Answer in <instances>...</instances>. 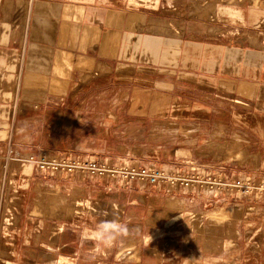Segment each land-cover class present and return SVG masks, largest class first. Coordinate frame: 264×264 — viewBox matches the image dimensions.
<instances>
[{
    "label": "rangeland",
    "instance_id": "obj_1",
    "mask_svg": "<svg viewBox=\"0 0 264 264\" xmlns=\"http://www.w3.org/2000/svg\"><path fill=\"white\" fill-rule=\"evenodd\" d=\"M38 1L0 0V264H264V198L126 182L121 174H46L20 159L55 156L117 170L212 172L261 183L264 108L258 101L264 90L238 92L232 79L202 78L194 73L202 67L180 59L189 47L193 53L203 43L224 42L231 45L227 58L236 62L238 41L264 39V0H115L136 16L123 55L131 62L76 71L74 92L46 100L25 92L28 11ZM152 39L157 43L150 46ZM83 179L107 188L101 187L108 194L102 203L84 199ZM138 184L152 189L153 201L136 226L123 204ZM108 199L118 205L108 206ZM86 211L134 225L110 248L93 237L62 253L59 225L46 243L41 227L48 221ZM25 234L37 240L35 252L25 251ZM76 236L70 232L69 240Z\"/></svg>",
    "mask_w": 264,
    "mask_h": 264
},
{
    "label": "crops",
    "instance_id": "obj_2",
    "mask_svg": "<svg viewBox=\"0 0 264 264\" xmlns=\"http://www.w3.org/2000/svg\"><path fill=\"white\" fill-rule=\"evenodd\" d=\"M28 13L24 79L27 89L25 92L30 95H45L46 100L51 95L72 93L74 91L70 90V79L74 72H86L104 62L113 67L121 66L126 61L131 62V58L123 55L127 47V39L132 36L131 25L136 16L134 11L126 6L118 8L115 0H41L36 2ZM253 23L249 22L248 28ZM259 30V36H264V28ZM156 40L152 39L150 46L157 43ZM170 44L178 46L179 42L171 41ZM203 44L205 48L200 52L192 53L190 51L192 48L189 47L187 50L189 54L184 53L185 57L180 59L191 62L194 65L192 69L203 68L201 71L194 70V73L202 78H215L220 74L221 77L232 79L229 81L233 82L238 92L240 90L254 92L253 94H256L257 90L260 93L263 92L264 39L259 45H253L250 41H238L234 47L238 51L236 62L227 58V51L231 45L228 46L224 42L220 45ZM160 60L158 58V61ZM230 66L236 71L228 72ZM259 98L258 103L264 108V97ZM100 184L97 181L85 179L79 183L84 199L88 198L87 202L99 205L102 203V196L108 195L101 191L104 185L100 186ZM137 186L128 188L131 196L123 207L125 206L127 211H132L127 221H133L136 226H139V223L144 222L142 213L150 207L153 195L152 189L146 185L138 184ZM103 189L107 188L104 186ZM162 199L165 198H161L162 204H166L167 199ZM107 204L108 206L118 205L110 199ZM37 220L30 219L36 222ZM101 220V216L96 212L86 211L70 219L64 213L61 221L40 219V222H49L47 226L41 227V231L46 232L44 237L47 244H49L53 226L59 225L62 228L59 233L61 242L57 250L60 249L63 253L64 249L76 246L80 248L85 239L93 238V229ZM133 225L130 224L129 229H132ZM70 232L77 234L76 240H69ZM16 234L18 242H14L15 245H13L15 252H17L16 248L20 247L22 239L20 230ZM34 238H37V235ZM23 239L25 251L35 252L37 240L33 239L31 234H25ZM51 247L54 246L51 245ZM18 252L21 253V250L19 249Z\"/></svg>",
    "mask_w": 264,
    "mask_h": 264
},
{
    "label": "built area",
    "instance_id": "obj_3",
    "mask_svg": "<svg viewBox=\"0 0 264 264\" xmlns=\"http://www.w3.org/2000/svg\"><path fill=\"white\" fill-rule=\"evenodd\" d=\"M21 160L35 165L42 173H79L83 177H115L122 175L126 182H143L153 186H166L171 188L201 187L215 195L232 194L250 197L264 198V181H255L251 178L228 179L224 176H216L214 173H206L203 177L196 172L189 174L184 171L167 172L157 168H123L121 170L111 169L104 163L95 161H64L63 158L55 156H42L36 158H20Z\"/></svg>",
    "mask_w": 264,
    "mask_h": 264
},
{
    "label": "clouds",
    "instance_id": "obj_4",
    "mask_svg": "<svg viewBox=\"0 0 264 264\" xmlns=\"http://www.w3.org/2000/svg\"><path fill=\"white\" fill-rule=\"evenodd\" d=\"M129 232L126 224L118 219L102 220L93 229L94 239L104 247H112Z\"/></svg>",
    "mask_w": 264,
    "mask_h": 264
},
{
    "label": "bare ground",
    "instance_id": "obj_5",
    "mask_svg": "<svg viewBox=\"0 0 264 264\" xmlns=\"http://www.w3.org/2000/svg\"><path fill=\"white\" fill-rule=\"evenodd\" d=\"M181 33V32H180Z\"/></svg>",
    "mask_w": 264,
    "mask_h": 264
}]
</instances>
